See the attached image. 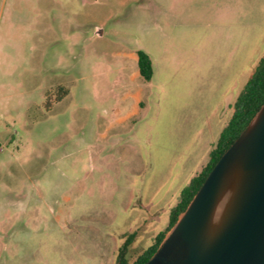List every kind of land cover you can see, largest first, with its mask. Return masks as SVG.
Masks as SVG:
<instances>
[{
  "label": "rangeland",
  "instance_id": "374dc122",
  "mask_svg": "<svg viewBox=\"0 0 264 264\" xmlns=\"http://www.w3.org/2000/svg\"><path fill=\"white\" fill-rule=\"evenodd\" d=\"M238 2L241 14L211 20L227 6L0 0V264H110L113 218L165 227L223 127L213 101L264 55V4ZM136 49L148 80L131 75ZM138 86L136 113L115 122Z\"/></svg>",
  "mask_w": 264,
  "mask_h": 264
},
{
  "label": "water",
  "instance_id": "95a60500",
  "mask_svg": "<svg viewBox=\"0 0 264 264\" xmlns=\"http://www.w3.org/2000/svg\"><path fill=\"white\" fill-rule=\"evenodd\" d=\"M140 264H264V98Z\"/></svg>",
  "mask_w": 264,
  "mask_h": 264
},
{
  "label": "trees",
  "instance_id": "16d2710c",
  "mask_svg": "<svg viewBox=\"0 0 264 264\" xmlns=\"http://www.w3.org/2000/svg\"><path fill=\"white\" fill-rule=\"evenodd\" d=\"M136 67L139 76L143 80H148L152 73L151 61L148 54L142 49L135 50ZM67 92V88L58 85L55 87V95L52 101L59 100ZM48 93L44 94L45 106L50 105L47 101ZM264 98V55L260 58L249 77L243 83L239 93L232 103V112L219 132V135L209 150L208 159L201 169L193 174L189 181L181 187L176 203L169 209L167 215V223L165 227L156 232L153 236L152 242L144 248L132 261L131 264H140L147 259L154 248L157 246L165 230L173 223L177 214L185 206L191 194L198 187L204 175L223 151V149L230 143V141L237 135L239 130L244 126L253 112L258 108L259 104ZM133 236V232L125 235L120 244L114 264H125V250Z\"/></svg>",
  "mask_w": 264,
  "mask_h": 264
},
{
  "label": "crops",
  "instance_id": "0c3cea01",
  "mask_svg": "<svg viewBox=\"0 0 264 264\" xmlns=\"http://www.w3.org/2000/svg\"><path fill=\"white\" fill-rule=\"evenodd\" d=\"M219 5H225L227 6L226 8H223L222 11H220V13H216L214 14V12L211 11V20H215L217 17L220 16H227L229 19L230 17L232 18V16L241 14L243 12V10L241 9L239 12L237 13L238 10H232L231 9V5L233 3H239L238 1L243 2L242 0H215ZM260 2H262V4H264V0H259ZM240 2V3H241ZM50 22V21H49ZM47 22H43L41 24V26L38 28V34L40 36V38H42L44 35H49V34H54V26L53 23H49ZM215 37V36H214ZM131 57L133 59L136 60V55L135 54H131ZM255 67V66H254ZM254 67L252 68V70L254 69ZM251 70V72H252ZM250 72V73H251ZM152 73L153 69H152ZM151 73V75H153ZM138 74L137 71V67L132 71V76L135 77ZM250 75V74H249ZM249 77V76H248ZM248 77H245L246 79ZM246 79L241 82L239 84L238 87L235 86H230V87H224L223 89H221V91L219 92L218 97L216 98V102L213 101V106L211 109V113L214 114L217 118V122H218V126H224L225 123L227 122L231 112H232V103L235 99V97L237 96V94L239 93L243 83L246 81ZM152 81V80H150ZM147 85V84H146ZM141 86H138L134 91H132L129 94L130 97V103H129V107L124 110L122 113H116L117 115L114 117L115 122H119L122 121L123 119L129 118L131 117L133 114L136 113V104H137V100H135L137 97L140 96V89ZM138 93V96L134 99V95H136ZM214 96V94H213ZM139 99V98H137ZM118 111V109H116V112ZM216 139L214 140L211 139V147L213 146V144L215 143ZM196 173V172H195ZM194 173V174H195ZM150 207V205H149ZM151 214H148V219H150ZM130 220V224H131V228L132 230L128 229V231H126V233H131V231L133 232V236L130 240V242L128 243L126 250H125V264H131L132 261L134 260V258L144 249L146 248L153 239V236L156 234L157 231L161 230L160 228H155L153 233H148L146 234V229L144 227H142L143 225H146V218L144 217H139V216H128L125 217L123 220L120 218V216H117L115 219L113 218V220L111 221L110 225L108 224V227L106 229V231H104V233L106 234L105 236L108 237V240L111 242L110 243V249H109V255H110V264H114L115 260H116V256H117V252H118V248L120 246V244L122 243L126 233H124L123 235H121L122 230H119V226L121 224V220L125 223L127 220ZM126 219V220H125ZM167 223V221H166ZM150 228V225H149ZM163 229V228H162Z\"/></svg>",
  "mask_w": 264,
  "mask_h": 264
}]
</instances>
